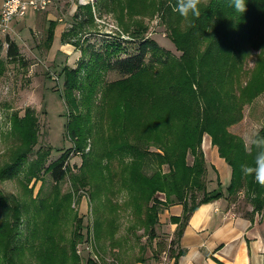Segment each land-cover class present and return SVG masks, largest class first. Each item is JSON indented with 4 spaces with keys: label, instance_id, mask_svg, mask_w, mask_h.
<instances>
[{
    "label": "rangeland",
    "instance_id": "1",
    "mask_svg": "<svg viewBox=\"0 0 264 264\" xmlns=\"http://www.w3.org/2000/svg\"><path fill=\"white\" fill-rule=\"evenodd\" d=\"M175 2L49 0L44 9L29 8L16 18L26 21L28 32L11 26L0 35L13 39L20 53L8 57L3 43L0 264H176L184 204L163 192L146 197L134 177L139 166L128 164L132 157L112 156V147L122 136L148 129L161 96L147 97L149 82L128 83L117 71L100 68L84 49L85 38L94 49L116 40L122 48L118 55L125 56L136 50L138 37H150L180 58L172 39L183 37L193 84L197 79L206 84L208 72L229 55L245 58L244 69L252 80L264 74L257 66L264 62V0H246L243 14L230 7L229 0H208L201 16L191 21L173 12L170 4ZM88 5L94 22L82 23L69 37L78 50L83 49L81 58L71 43L46 49L49 18L68 29L78 10L87 15ZM82 61L77 78L64 86L63 67H77ZM255 125L264 127V92L244 105L242 119L230 130L242 137ZM207 140L211 137L205 133L201 141L205 161ZM151 160L142 167L144 174L156 168L158 161ZM13 163L18 165L15 174L3 176ZM54 163L64 165L59 180L52 176ZM161 170L168 172V164L162 163ZM227 185L221 184L222 190ZM232 207L252 213L243 191ZM254 214L264 218L260 212Z\"/></svg>",
    "mask_w": 264,
    "mask_h": 264
},
{
    "label": "trees",
    "instance_id": "2",
    "mask_svg": "<svg viewBox=\"0 0 264 264\" xmlns=\"http://www.w3.org/2000/svg\"><path fill=\"white\" fill-rule=\"evenodd\" d=\"M82 7L84 6L79 5L80 9ZM85 9L87 15L82 16L79 10L73 15L75 24L62 33L63 42L71 43L70 35H75L82 23L94 22L90 6H85ZM55 23L56 21H50L47 29L46 40L49 42L52 40ZM184 39H172L175 47L182 53L180 58L167 53L150 37H138L136 50L125 56L118 55L122 48L116 40L94 49L85 38L88 47L84 48L100 68L117 71L126 76L125 81L128 83L149 82L151 86L146 89V96H161V103L156 104L158 108L148 129L122 136L113 145L112 156L113 159H119L121 155L132 157V162L128 164L139 166L134 177L146 190V197L151 198L155 192H163L184 204L185 219L183 226L179 228V237L189 216L201 203L222 197L233 203L241 191L252 206V214H264V186L256 183L251 176L245 177L240 170L241 164L254 160L256 150L253 149L251 154L246 152L242 137L230 130L242 119L244 105L264 92V74H258L252 80L244 69L245 58L239 56L235 59L233 55H229L208 72L210 74L206 84L200 79L193 84L192 64L184 56ZM4 42L7 44L6 55L10 58L18 57V44L6 35L4 39L0 38V60ZM71 44L76 46L74 42ZM78 48L81 58L83 49L80 46ZM82 63L83 61L77 67H63L64 86H69L71 80L77 78ZM257 66L264 68V62L260 61ZM67 71L69 77L66 75ZM66 96L69 105L70 98L67 93ZM69 124L70 121L67 122L68 126ZM205 133L211 137V143L217 147L219 156L230 168L225 193L219 180L216 187L209 188L212 180L207 175V162L201 149ZM260 135L264 136V127L261 128ZM149 145L154 146L155 150H150ZM188 156L192 158L191 162L188 161ZM151 159L157 160L158 164L151 174H144L141 169L152 162ZM162 163L168 164V172L161 170ZM16 164L6 167L2 175H14L18 166ZM64 174V165L54 163L53 179L59 180ZM187 199L190 200L189 205ZM78 230L79 228L76 235L79 234ZM184 252V249H180L177 257ZM46 260L50 263L52 258L49 256Z\"/></svg>",
    "mask_w": 264,
    "mask_h": 264
},
{
    "label": "crops",
    "instance_id": "3",
    "mask_svg": "<svg viewBox=\"0 0 264 264\" xmlns=\"http://www.w3.org/2000/svg\"><path fill=\"white\" fill-rule=\"evenodd\" d=\"M3 2L0 0V6ZM50 21L56 23L52 40L43 42L45 48L68 45L61 39L67 28L49 18L46 29ZM12 28L17 32L29 31L24 20L15 19ZM71 47L73 53L80 56V50ZM204 152L207 175L212 180L209 188L216 187L218 180L221 184L229 182L230 168L211 140L204 142ZM179 246L185 252L177 257L176 264H264V218L258 219L257 214L250 211L234 210L224 197L201 203L189 216L179 237Z\"/></svg>",
    "mask_w": 264,
    "mask_h": 264
},
{
    "label": "clouds",
    "instance_id": "4",
    "mask_svg": "<svg viewBox=\"0 0 264 264\" xmlns=\"http://www.w3.org/2000/svg\"><path fill=\"white\" fill-rule=\"evenodd\" d=\"M207 3L208 0H176L170 7L183 20L191 21L201 16V9L207 6ZM229 6L237 13L243 14L246 11V0H229ZM260 132L261 126L255 125L242 136L245 151L251 154L255 149L256 154L251 163L241 164L240 170L245 177L251 176L256 183L264 186V136H261Z\"/></svg>",
    "mask_w": 264,
    "mask_h": 264
},
{
    "label": "built area",
    "instance_id": "5",
    "mask_svg": "<svg viewBox=\"0 0 264 264\" xmlns=\"http://www.w3.org/2000/svg\"><path fill=\"white\" fill-rule=\"evenodd\" d=\"M49 0H4L0 6V35L11 29L13 21L25 15L27 9H44Z\"/></svg>",
    "mask_w": 264,
    "mask_h": 264
}]
</instances>
